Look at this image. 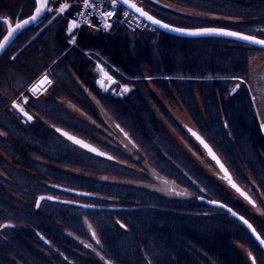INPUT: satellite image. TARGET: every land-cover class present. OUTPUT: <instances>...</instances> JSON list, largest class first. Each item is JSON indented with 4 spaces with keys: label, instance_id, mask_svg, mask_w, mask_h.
<instances>
[{
    "label": "trees",
    "instance_id": "16d2710c",
    "mask_svg": "<svg viewBox=\"0 0 264 264\" xmlns=\"http://www.w3.org/2000/svg\"><path fill=\"white\" fill-rule=\"evenodd\" d=\"M165 1L217 18L181 11ZM34 2L0 0V12L24 19L33 13ZM144 6L172 26H218L264 39V0H150ZM48 14L40 24L23 31L0 57L6 56L0 64V87L3 78L15 82L22 78L29 85L46 69L54 75L61 71L68 74L67 66H59L67 60L77 80L70 72L64 78L75 91L67 87L56 91H66L74 99V92L83 93L79 82L89 87L133 139L140 156L147 157L185 195L165 196L142 186L112 184L67 170L122 174L124 169L56 131L57 127L66 129L91 143L99 134L93 125L62 106L55 93L46 100L28 99L41 116L31 122L13 106L22 119L8 113L0 96V167L8 174H0V225L11 223L0 227V264H97L96 252L77 241L86 235L85 219L95 239L97 235L101 241L96 250L111 264H251L236 243L247 244L256 264H264V250L249 230L231 213L200 197L226 204L249 220L262 238L264 218L249 212L235 196L236 191L230 192L178 147L147 98L145 85L148 73L167 97L180 98L197 131L255 200V185L264 196V132L249 89L245 85L231 89L230 85L233 78L247 76V53L258 48L221 37H180L158 29L130 31L117 25L109 31L93 32L83 27L71 44L69 13L59 16L54 12L52 20ZM219 17L236 21H219ZM48 20L50 24L41 29ZM94 57L105 59L117 82L130 85V91L119 93L118 83L109 91L99 90ZM11 64L16 77L9 75ZM1 153L11 162L6 163ZM43 194L59 195L64 201L43 200L37 207ZM43 204L74 206L67 210L79 218ZM61 211L66 216H61Z\"/></svg>",
    "mask_w": 264,
    "mask_h": 264
},
{
    "label": "rangeland",
    "instance_id": "374dc122",
    "mask_svg": "<svg viewBox=\"0 0 264 264\" xmlns=\"http://www.w3.org/2000/svg\"><path fill=\"white\" fill-rule=\"evenodd\" d=\"M70 1L71 0H50V7H52L53 9H56V8L58 9L61 3L68 4ZM159 1H164V0H159ZM240 1H243V0H240ZM134 2H136L137 4H139V6L144 8L145 7L144 5H147L150 2V0H134ZM165 2L175 9H179L181 11H185V12H188L194 15L197 14L199 16L206 17L212 20H215L217 18L213 15L203 14V13H199L197 11H192L189 9L185 10L170 2H167V1ZM54 12H55V15H59V16H64L67 13V11H65L64 13H59L58 10L57 11L54 10L53 12L48 14V17H51V20H52V17L55 16ZM24 13H22L23 16H24ZM3 17L11 19L13 23H15L16 20L21 19V17L17 15L12 16L10 14H5V12L1 11L0 18H3ZM51 20H48L41 29H43L48 24H50ZM218 20L227 21V22L236 21L235 19L223 18V17H219ZM87 28L90 29L92 32L98 30V28H96L95 26H88ZM140 30H143V29H140ZM39 31L34 35V37L37 36ZM6 32H7V25L0 20V39H2L3 35L6 34ZM67 34L69 36L68 38L69 43L72 44L73 39L74 41H76L75 38H73L74 35L69 34L68 30H67ZM16 53L14 54L16 55ZM247 55H248V64H247V71H246L247 76L244 78L239 77V79H237V77L233 78V82L231 83L230 88L233 89L236 85H239V86L245 85L249 89V93L251 95L258 118L262 124L264 123V50H261L259 48L252 49L250 50L249 53H247ZM4 57L0 59V64L5 62ZM92 60L94 63V67L96 69L95 72L97 75V79H101L103 88H104L111 81V80H108L105 74H108L111 77H114V76L111 73V71L108 70L109 68H108L107 63L105 62L106 61L105 59L102 60L100 58L94 57ZM61 62L59 66H63V65L67 66V69L70 72V76L72 74L71 78L76 79L70 67H68L67 60H63ZM50 66H52V64H50ZM14 67H15L14 64H11L10 68L13 69L12 71L10 70L11 72H9L11 73L9 74L11 76L12 75L15 76L14 71H17L16 69H14ZM58 74L56 75L51 74V72L48 69H46L43 73H41L33 81H31L29 85L24 84L22 78H18L16 82L13 81L12 79L10 80L9 78H6V79L3 78V81L1 82L2 88L0 87V96L5 99L3 100L4 109H6L8 113L11 111L10 113L14 114L15 110L12 109V104H13V101H16L20 103L21 106L24 107L25 110L30 115L33 116V118L38 119V117L41 118V116L37 114V112L34 109L31 108V104H30V101L28 102V99H31L33 97L36 100H39V99L46 100L48 97H51L55 93V99L62 106H64L66 109H68L71 113H73L77 117L84 119L86 122L94 126L97 133L99 134L95 137V141H94L95 143H92V144L96 145L103 151L109 153L112 156V162L115 164L121 165L124 169L122 174H116L114 173V171L113 172L111 171V172L92 173L91 171H86V170L79 169V168H71L67 170L75 172L76 174H79V175L96 177L98 179L103 178L109 182H112V184L123 183V184H131L134 187L135 185L142 186L151 191L160 192L165 196L185 195V192H183L177 186L175 182L162 176L152 166L153 164H151L149 160H146L147 157L140 156V151L137 145L135 144V142L133 141V139L120 126L119 122L117 121L113 113L104 104V102L98 96H96L95 93L89 89V87H86L83 85V83L79 82V86L83 93L79 94L77 92H74L73 95L75 94L76 96V98L74 99L68 96V94H65L66 91L65 92L63 90L56 91L57 87L59 88L67 87L68 91L74 90L72 89V87H69L68 83H66L68 74L63 73L62 71ZM44 75H47L49 77V79L51 80V83L43 86L41 89H38L36 94H33L30 91V89ZM145 76L148 80L147 84H145L148 90V91L146 90V93H147L146 96L147 98H149V101L152 102V105L156 111L158 118L162 120L164 126L166 127L170 135L174 137L178 147L180 149H183L187 153V155H189V157L193 158L199 165H201L208 174L215 177L220 183H222L225 187H227V189L230 192L233 193V189L227 185L226 181L224 180V176L218 169L217 165L214 163V161H212L208 157L204 148L193 138V136L189 132L188 128L196 129V126L194 122L192 121V118H191L192 116L190 115L189 111L184 106L180 98L177 96L176 98L167 97L163 92H161L157 87L154 86L151 79H148V77H150L148 73H145ZM116 83L120 84L118 88L119 93H124L125 87L130 89L129 87L130 85L128 84L120 83V81ZM116 83H112L113 86L111 87V89L114 87ZM98 88L99 90H103V88L99 86ZM25 97H27L26 104L24 103ZM199 102L201 103L200 100ZM81 103H84V104L86 103L87 107L83 106ZM163 110L166 113L163 112ZM20 114L15 113L14 116L17 117L18 119H22V116H20ZM262 130L264 132V128H262ZM3 135L5 138H8L7 133L3 132ZM1 155L3 156L4 160L6 159L5 160L6 163L11 162V160H9V157L6 154L1 153ZM34 157L38 160H42L39 156L34 155ZM0 174L6 177L8 176V174L5 173L4 169H2L1 167H0ZM255 188H256V193H257V195L254 197L257 203L256 205H253L249 203L248 201L245 202L244 198H242V196H238L237 193H235V196L239 198L242 202H244L246 206H248L249 212L256 214V215H260L264 218V196L262 192L259 190V188L257 187V185H255ZM54 196L60 199L62 198L59 195H54ZM44 206L46 208L54 207V208L63 209L62 211L70 209V208H74V206L73 207L66 206V205L59 206L58 204H43V207ZM62 211L60 215L66 216L64 212ZM68 211H71V210H67L66 212ZM69 213H71L70 215H75L78 217V215H76L77 214L76 212H68V214ZM72 213H76V214H72ZM6 222H12V221L8 220ZM85 223L87 224L85 225V229L87 230V232H85L86 235L82 237L81 239L80 238L77 239V241L80 242L84 247L86 246V248L89 251L90 250L93 251V254H95L96 252V256H98L97 257L98 259H96L95 262H97V264H108L109 260H107L101 252L96 250L97 247L101 246L100 239L97 237V235L95 239V236L93 235V232H92L93 228H91V224L88 221V219H85ZM236 247L252 264V257L255 256L253 250L247 244H243V243H236ZM250 253L251 255H249ZM45 254L49 258V260H52V256L49 253H45ZM54 264H57V263H54ZM58 264H62V263H58Z\"/></svg>",
    "mask_w": 264,
    "mask_h": 264
},
{
    "label": "snow or ice",
    "instance_id": "6c2138e0",
    "mask_svg": "<svg viewBox=\"0 0 264 264\" xmlns=\"http://www.w3.org/2000/svg\"><path fill=\"white\" fill-rule=\"evenodd\" d=\"M123 3L125 5H128L130 8L134 9L137 13H139L141 16L146 17L149 21H152L154 24L161 25V27L168 28L174 31H178L187 35H193V36H200V35H209V34H218V35H224V36H230V37H235L238 40L246 41L249 42L250 44H256L261 47V50H264V39L258 38L256 35H248L243 32L239 31H230L225 28H217V27H199V28H173L172 25L164 23V21L157 19L154 15L149 14L148 11H145L143 7L138 6L137 3L134 2V0H123ZM112 6H118V0H111ZM82 6L83 8H97L98 5L91 2V0H82ZM70 5L67 3H61L58 7V12L59 13H64L66 9H68ZM53 12L54 9L50 7V0H35V8L34 12L32 15L28 16L27 18L24 19H18L16 20L15 23L11 19L6 20L5 22L7 23V32L6 34L3 35L2 39H0V51H3L5 47L9 44L11 38L14 36L15 33H17L19 30L23 29L26 25L29 23L35 21L43 12ZM78 15H83L82 12L78 13ZM101 15L107 19L109 17L115 16V12L113 11H104L101 12ZM127 15V13H125ZM76 21L72 20L70 21V27L68 29L69 33L72 32L73 28H75ZM105 27H111L110 24L105 23ZM73 43L75 42L74 39L72 41ZM14 59V57H13ZM107 76V74H105ZM109 80H112V83H116L115 80L112 79L111 76H107ZM148 79H151V77H148ZM239 79V77H237ZM51 83V80L47 75H44L39 81H37L36 84L32 86L30 91L33 94H36L38 89H41L42 86L48 85ZM237 88L239 85L236 86ZM125 92L130 91L127 87L124 89ZM24 103H27V97L24 98ZM13 108L17 109L20 113L23 114L24 117L27 118L28 121H31L33 119V116L30 115L24 107L21 106L20 103L13 101L12 104ZM227 127V125H225ZM261 127L264 128V123L261 124ZM57 132H61V129H56ZM189 132H191V135L196 138L197 141L203 147L207 150L209 156L212 158V160H215L216 163L219 165L220 169L225 173V178L228 180L229 184L236 189L238 192H241L242 195L245 196V198L251 203L255 204V201L251 199V197H248L246 193H243L242 190L238 187V185L233 181L231 175L228 172V169L225 167V165L220 161V158L216 155V153L213 151L212 147L201 137L198 133L193 132L191 129H189ZM2 134V133H0ZM63 135L67 136L68 139L73 140L75 143L82 145L85 148H89L93 152H97V149L95 148H90L89 145L84 144L83 141L76 139L75 137L69 135L67 132H63ZM98 155L104 156L106 155L103 152H98ZM109 159H112V157H108ZM41 200L44 199V197H40ZM51 199V197H49ZM200 199H203V197H200ZM210 203L217 204L219 203L218 201H210ZM222 207L227 208L228 206L226 204L221 205ZM37 207H39V203H37ZM230 212L232 209H228ZM233 215H238V213H233ZM239 219L247 225V227L252 231V233L255 234L256 239L260 242V244L264 245V238H261L260 234L256 232V229L253 228L252 224L249 223L247 219H245L244 216H239ZM9 225H0V227H8ZM93 235H95L93 233ZM251 255V253L249 254ZM108 264H111L109 261ZM252 264H256V259L253 256L252 257Z\"/></svg>",
    "mask_w": 264,
    "mask_h": 264
},
{
    "label": "water",
    "instance_id": "95a60500",
    "mask_svg": "<svg viewBox=\"0 0 264 264\" xmlns=\"http://www.w3.org/2000/svg\"><path fill=\"white\" fill-rule=\"evenodd\" d=\"M118 2L122 5V6H124L125 8H127V9H129V10H131L132 12H134L135 14H137L138 16H140V17H142L145 21H147L150 25H152L153 27H155L156 29H158V30H161V31H164V32H166V33H169V34H172V35H176V36H180V37H200V36H211V37H221V38H226V39H230V40H233V41H237V42H240V43H243V44H246V45H249V46H253V47H256V48H259V49H261V47L259 46V45H256V44H250L249 42H246V41H242V40H238L237 38H235V37H230V36H224V35H218V34H209V35H200V36H193V35H187V34H184V33H181V32H178V31H174V30H171V29H168V28H164V27H161V25H158V24H154V23H152V21H149L146 17H144V16H141L139 13H137L134 9H132V8H130L128 5H125L124 3H123V0H118ZM136 3V2H135ZM138 6H139V4H138ZM141 7V6H140ZM146 11V10H145ZM34 12V11H33ZM47 11H45V12H43L35 21H33V22H31V23H29L28 25H26L23 29H21V30H19L17 33H15L14 34V36L11 38V40H10V42H9V44L5 47V49L3 50V51H0V57L7 51V49L11 46V44L16 40V38L25 30V29H27V28H29V27H31L32 25H38V24H40L41 22H42V20H43V17H44V15H45V13H46ZM33 14V13H32ZM31 14V15H32ZM150 14V13H149ZM7 19H2V21L3 22H5ZM6 23V22H5ZM7 24V23H6ZM173 28H181V27H176V26H172ZM217 28H220V27H217ZM226 29V28H225ZM228 30H230V29H228ZM230 31H234V30H230ZM261 39V38H260ZM97 85L99 86V87H101V88H103V84H102V81H101V79H97ZM111 87H112V81H110L107 85H106V87H104L103 88V90L104 91H109L110 89H111ZM23 115V114H22ZM26 118V117H25ZM27 119V118H26ZM32 121V120H31ZM30 121V122H31ZM56 129H61V132H59L62 136H64L66 139H68V137L67 136H65V135H63L62 133L63 132H67L69 135H71V136H73V137H75L76 139H78V140H81V141H83L84 142V144H87V145H89L90 146V148H95V149H97V152H93V151H91L89 148H85V147H83L82 145H80V144H77V143H75L73 140H70V139H68L70 142H72V143H74V144H76L77 146H79V147H81L82 149H84V150H86V151H89V152H91V153H94V154H96V155H98V152H103V153H105L106 155H104V156H102V157H105V158H108V157H112L109 153H107V152H105V151H103L102 149H100L99 147H97L96 145H94V144H92L91 142H89V141H87V140H85V139H83L82 137H80V136H78V135H76V134H74V133H72V132H70V131H68V130H66V129H63V128H60V127H57ZM189 129H191L193 132H196V133H198L201 137H203L196 129H193V128H188V130ZM191 133V132H190ZM193 138L196 140V138L193 136ZM203 139L211 146V144L203 137ZM197 141V140H196ZM198 143H199V141H197ZM200 144V143H199ZM201 145V144H200ZM202 147H203V145H201ZM212 147V146H211ZM204 148V147H203ZM212 149H213V151L216 153V155L220 158V161L225 165V167L228 169V172H229V174L231 175V177H232V179H233V181L238 185V187L242 190V192L243 193H246L247 194V196L248 197H251V199L252 200H254L253 199V197L245 190V189H243L238 183H237V181L234 179V177H233V175H232V173H231V171L229 170V168L227 167V165L224 163V161L221 159V157L218 155V153L214 150V148L212 147ZM204 150L206 151V153H207V155H208V157L212 160V158L209 156V154H208V152H207V150L204 148ZM99 156H101V155H99ZM212 161H214V163L217 165V167H218V169L220 170V172L224 175V177H225V173L220 169V167H219V165L216 163V161L215 160H212ZM230 185V187L234 190V191H236L240 196H242L244 199H246L245 198V196L244 195H242V193L241 192H238L236 189H234L232 186H231V184H229ZM61 189H63V190H66V191H68V192H72V193H76V194H79V195H85L86 193L85 192H82V191H79V190H74V189H68V188H62V187H60ZM40 197H44V199L43 200H51V201H64L63 199H60V198H57V197H55V196H51V195H47V194H43V195H40L39 197H38V199H37V203H39V205H40V203L43 201V200H41L40 199ZM49 197H51V199H49ZM200 200H203V201H205L207 204H209V205H211V206H214V207H218V208H223V209H225L226 211H228L229 213H231V215L234 217V218H236L237 220H239L248 230H249V232L251 233V235L255 238V240L257 241V243L260 245V247L264 250V245H262V244H260V242L256 239V236H255V234L254 233H252V231L247 227V225H245L240 219H239V216H242V215H240L239 213V216L238 215H233V213H237L236 211H234L232 208H230L229 206L227 207V208H225V207H222L221 205H223L224 203H222V202H219V203H217V204H214V203H210V201H216V200H209V199H206V198H203V199H200ZM247 200V199H246ZM68 200H66V202H67ZM248 201V200H247ZM255 201V200H254ZM68 202H71V201H68ZM249 202V201H248ZM250 203V202H249ZM254 205H256V201H255V204ZM228 209H232V211L230 212ZM246 219V218H245ZM249 221V220H248ZM249 223L250 224H252L250 221H249ZM3 225H9V226H11V223H4ZM253 226V225H252ZM253 228H255L254 226H253ZM256 232H257V230H256ZM258 233V232H257ZM262 238V237H261Z\"/></svg>",
    "mask_w": 264,
    "mask_h": 264
},
{
    "label": "built area",
    "instance_id": "2783aa9c",
    "mask_svg": "<svg viewBox=\"0 0 264 264\" xmlns=\"http://www.w3.org/2000/svg\"><path fill=\"white\" fill-rule=\"evenodd\" d=\"M91 2L97 4L98 7L83 8L82 0H71L68 3L70 7L66 9V11L70 16L67 30L70 27V21L75 20L77 25L75 28H73L71 33L68 31L69 34L74 35L73 38L76 37L81 28L88 26H95L96 28L104 31H109L110 28L115 25L130 31H136L140 29L155 30V27L150 25L142 17L138 16L131 10L122 6L119 2L118 6H112L111 0H91ZM54 10L57 11L58 9L56 8ZM104 11H113L115 12V16L105 19L101 15V12ZM80 12H82L83 15H78ZM125 13H127V15H125ZM105 23L110 24L111 27L106 28ZM107 76L109 75L107 74ZM112 79L117 82L114 77H112Z\"/></svg>",
    "mask_w": 264,
    "mask_h": 264
},
{
    "label": "flooded vegetation",
    "instance_id": "af4514ba",
    "mask_svg": "<svg viewBox=\"0 0 264 264\" xmlns=\"http://www.w3.org/2000/svg\"><path fill=\"white\" fill-rule=\"evenodd\" d=\"M2 19H7V20H8V18H4V17H3V18H0L1 21H2ZM2 22H3V21H2ZM4 23H5V22H4ZM5 24H6V23H5ZM6 25H7V24H6Z\"/></svg>",
    "mask_w": 264,
    "mask_h": 264
}]
</instances>
